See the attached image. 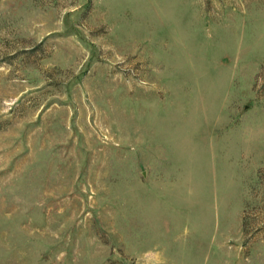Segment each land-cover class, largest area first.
I'll list each match as a JSON object with an SVG mask.
<instances>
[{"label":"rangeland","instance_id":"1","mask_svg":"<svg viewBox=\"0 0 264 264\" xmlns=\"http://www.w3.org/2000/svg\"><path fill=\"white\" fill-rule=\"evenodd\" d=\"M0 264H264V0H0Z\"/></svg>","mask_w":264,"mask_h":264}]
</instances>
